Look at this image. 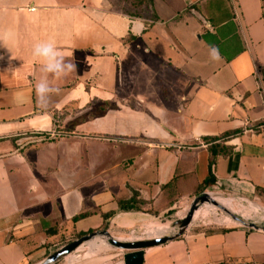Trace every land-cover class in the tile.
<instances>
[{
    "label": "crops",
    "instance_id": "0c3cea01",
    "mask_svg": "<svg viewBox=\"0 0 264 264\" xmlns=\"http://www.w3.org/2000/svg\"><path fill=\"white\" fill-rule=\"evenodd\" d=\"M116 1L0 0V264L40 263L66 245L57 247L64 229L138 225L150 213L119 199L131 188L166 199L177 169L188 173L183 197L206 190L264 208V132L245 131L246 119L264 121V0H152L129 11ZM48 41L76 70L43 71L33 50ZM44 77L60 90L46 107L35 93ZM217 142L231 151L211 164ZM228 223L197 218L146 248L143 264L264 262V230ZM128 252L76 264H125Z\"/></svg>",
    "mask_w": 264,
    "mask_h": 264
},
{
    "label": "rangeland",
    "instance_id": "374dc122",
    "mask_svg": "<svg viewBox=\"0 0 264 264\" xmlns=\"http://www.w3.org/2000/svg\"><path fill=\"white\" fill-rule=\"evenodd\" d=\"M117 6L119 7V0L116 1ZM121 5V4H120ZM96 107V106H95ZM94 107V108H95ZM93 113V112H91ZM90 113V114H91ZM61 115V114H60ZM75 115V114H74ZM38 143V142H34ZM96 149V146L94 147ZM85 149H83L84 151ZM61 163H59L60 165ZM66 162L64 161L63 167L72 168L71 163H68V166H65ZM91 167V166H90ZM83 167L81 168V173L85 174L92 170V168ZM18 175V173H16ZM18 178V177H17ZM198 195V194H197ZM214 195H220L227 198V206H230L229 209L239 216L243 215L249 219H251L254 222L262 223L264 224V215L261 212L259 208H249V203H256L254 201H245L241 198H235L233 196L223 195L215 193ZM195 197H182L180 201L174 204L175 210L171 214H165L164 211L160 212V215L157 216L155 213H150L149 215H143V219L139 221L138 225L136 226H123L116 224L115 226L110 227L108 230L109 233L117 238V239H129V240H139L136 239L135 235L144 237L143 239H148L146 237L147 231L149 229L155 228V227H164V232L171 231L172 224L180 219L183 218L188 210L190 209L191 203ZM232 201H231V200ZM221 203L226 204V202H223L224 200H219ZM198 217V221L200 223L205 224H215V225H221V224H227L228 221L224 220H230V217L226 215L224 211H222L221 208H219L217 205H215L213 202H207L203 207H201L200 210H197L196 218ZM242 217V216H241ZM253 218V219H252ZM202 220V221H201ZM228 224H239L235 221H230ZM63 236L60 240L57 241L58 246H60L62 243L74 238L73 234H69L67 230H62ZM174 233V230L173 232ZM169 233V234H172ZM167 235V234H165ZM98 240H92L81 247H79L76 251L72 252L67 256V258L70 260V264L74 261L76 264L78 260L82 261H98V260H107V258H110L111 260H114L116 257V254L119 252H124L125 249H120L114 246H110L104 236H98ZM75 240V239H74ZM115 256V257H112ZM104 258V259H103ZM119 257H117L118 259ZM109 259V260H110ZM116 259V258H115ZM106 260L104 262H106Z\"/></svg>",
    "mask_w": 264,
    "mask_h": 264
},
{
    "label": "water",
    "instance_id": "95a60500",
    "mask_svg": "<svg viewBox=\"0 0 264 264\" xmlns=\"http://www.w3.org/2000/svg\"><path fill=\"white\" fill-rule=\"evenodd\" d=\"M212 194L215 193L205 190L196 195L191 203L190 209L188 210L187 214L183 218L176 220L172 224V230H174V233L172 234L148 239L121 240L113 237L108 230H96L67 243L54 253L50 254L38 264H55L58 261L67 257L72 252L76 251L79 247L86 244L91 239L98 236H104L110 246L130 251L124 256L125 264H143L144 251L146 248L162 244L164 242H167L168 240H172L179 234H183L193 222L196 211L200 210L201 207L205 205V203L210 201L217 205L219 208H221L227 216L231 217L235 222L239 223L240 225L264 230V224L250 221L246 218L239 216L235 212L231 211L229 208L221 205L216 199L213 198Z\"/></svg>",
    "mask_w": 264,
    "mask_h": 264
},
{
    "label": "trees",
    "instance_id": "16d2710c",
    "mask_svg": "<svg viewBox=\"0 0 264 264\" xmlns=\"http://www.w3.org/2000/svg\"><path fill=\"white\" fill-rule=\"evenodd\" d=\"M121 1H124L127 4V5L126 4L123 5L122 9L124 11H129V10H131L130 7H137V9H140V8L142 9V7L146 3H149L152 0H121ZM228 134H230V133H228ZM228 134H225L224 136H208L205 138L207 140H211V139L221 140V139H226ZM210 151H211V164H212L214 162V157L217 154H228L231 151V147L224 146L221 143L217 142L216 144H214L210 147ZM187 176H188V173H183L179 169H177L172 180L162 186L163 191L167 190V188L169 189L167 191H164L163 194L161 195V197L166 198V199L155 201L157 203H155L154 200H147V199L143 198L138 189L131 188V190H132L131 196L127 199H119V205L124 210H138V211H144L147 213H155V214H160V212L165 210L164 211L165 214H171L175 210V208L173 207L174 204L177 203L178 201H180L183 197L181 194V190H180L181 189V182L184 179H186ZM210 181H211V179H207L204 182V184L209 183ZM202 190H203L202 185H198L196 193H198ZM196 193L192 194V195H196ZM167 194H168V196H167ZM76 218H78V217H76ZM91 232H93V231H91ZM85 234H87V233H77L76 235H74L75 236L74 238L64 242L63 244H67V243L73 241L74 239L80 238L81 236H83ZM180 235H182V234H179L177 237H179Z\"/></svg>",
    "mask_w": 264,
    "mask_h": 264
},
{
    "label": "clouds",
    "instance_id": "9594fccd",
    "mask_svg": "<svg viewBox=\"0 0 264 264\" xmlns=\"http://www.w3.org/2000/svg\"><path fill=\"white\" fill-rule=\"evenodd\" d=\"M33 55L43 60V71L50 73L57 78L67 76L72 71L76 70V65L66 59V56L61 52L54 42H39L34 46ZM211 56L213 59L219 58L218 49H211ZM59 88L51 86L47 78H42L35 85V93L37 103L46 107L50 97L53 94L59 93Z\"/></svg>",
    "mask_w": 264,
    "mask_h": 264
},
{
    "label": "built area",
    "instance_id": "2783aa9c",
    "mask_svg": "<svg viewBox=\"0 0 264 264\" xmlns=\"http://www.w3.org/2000/svg\"><path fill=\"white\" fill-rule=\"evenodd\" d=\"M245 131H250V132L263 131L264 132V121L260 122L258 124H253L252 120H250L249 118L246 119V121H245ZM197 218L193 219V221H195ZM226 264H231V263H226ZM234 264H264V262L242 261V262H238V263H234Z\"/></svg>",
    "mask_w": 264,
    "mask_h": 264
},
{
    "label": "bare ground",
    "instance_id": "6f19581e",
    "mask_svg": "<svg viewBox=\"0 0 264 264\" xmlns=\"http://www.w3.org/2000/svg\"><path fill=\"white\" fill-rule=\"evenodd\" d=\"M212 196H213V198L214 199H216L221 205H223V206H225V207H227V208H229L230 206H227V204H228V202H227V198L226 197H222V196H220V195H214V194H212ZM219 200H224L223 202H226V204H223V203H221ZM261 210V212L263 213V215H264V208H261L260 209ZM196 213H197V211H196ZM196 213H195V215H194V219H195V217H196ZM243 218H246V219H248V220H250V221H252L251 219H249V218H247V217H245V216H243V215H241ZM229 217V216H228ZM231 218V217H230ZM232 219V218H231ZM253 219V218H252ZM173 232V230H171L170 232H166V233H164V234H162V235H160V236H163V235H165V234H169V233H172ZM160 236H157V237H160ZM98 238H100V237H95V238H93V239H91L90 241H92V240H98ZM152 238H156V237H152ZM121 240H129V239H121ZM90 241H88V242H90ZM87 242V243H88Z\"/></svg>",
    "mask_w": 264,
    "mask_h": 264
}]
</instances>
